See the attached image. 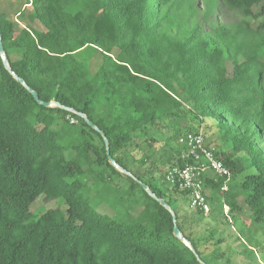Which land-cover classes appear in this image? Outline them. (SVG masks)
<instances>
[{"label": "trees", "instance_id": "trees-1", "mask_svg": "<svg viewBox=\"0 0 264 264\" xmlns=\"http://www.w3.org/2000/svg\"><path fill=\"white\" fill-rule=\"evenodd\" d=\"M201 2L0 0L13 72L41 101L85 115L133 176L82 117L39 105L0 58V264H233L221 239L208 247L218 231L207 219L232 224L245 264L264 256V0ZM204 127L231 176L208 174L211 211L188 216V193L165 175L192 163L179 139ZM42 196L65 209L37 216Z\"/></svg>", "mask_w": 264, "mask_h": 264}, {"label": "built area", "instance_id": "built-area-1", "mask_svg": "<svg viewBox=\"0 0 264 264\" xmlns=\"http://www.w3.org/2000/svg\"><path fill=\"white\" fill-rule=\"evenodd\" d=\"M179 144L186 148L182 159L191 160L192 163L183 168L175 167L168 170L165 175L166 182L186 191L190 209L200 211L207 216L211 207L205 189V177L212 173L215 177L228 180L231 176L230 171L216 157L214 150L208 147L203 128L181 137ZM222 190L226 191V186ZM224 208L227 209V206Z\"/></svg>", "mask_w": 264, "mask_h": 264}, {"label": "rangeland", "instance_id": "rangeland-1", "mask_svg": "<svg viewBox=\"0 0 264 264\" xmlns=\"http://www.w3.org/2000/svg\"><path fill=\"white\" fill-rule=\"evenodd\" d=\"M200 2H201V0H200ZM200 6L203 7L202 2L200 4ZM222 20L224 22H232V21L236 20V16L232 13H229V12L223 13ZM190 124L192 126L197 125L192 120H190ZM203 130H204V132H206V135H207V130L205 127L203 128ZM158 138H161V136L159 135ZM215 138L213 137L212 140H215ZM207 144H208V140H207ZM139 156L140 155L136 156V159ZM55 209L64 210L65 206L63 203L56 201V200H49L48 201L45 199L44 196L40 197L35 202V204L32 206V212L34 214H36L37 216L43 214L45 211L55 210ZM224 210H225L224 214L227 215L229 212V208L228 207H227V209L224 208ZM182 213L185 215H188V216H192L195 213V211L190 209V207L188 205V207L187 206L182 207ZM189 221H190V223L187 224V228H190L191 232L198 234V236H200V237H203V236L204 237H210L209 231L203 233V231L206 230L204 225H197V224L193 223L192 222L193 220L190 217H189ZM205 223L210 224L212 226V228H214V229L216 228L218 231V233L215 234L214 237H212V239H210V243H208L209 248L213 245V243H215V241L217 239H221L223 241V243L220 245L219 248L221 249V251L225 254V256L227 258H230L232 260L233 264H245L247 262L245 260V258L241 256V253H239V252H241V247H240L241 245L237 241V239L239 238V233L232 226V224L227 225L226 223H224L222 221L218 222V224H215L214 222H210L208 219L206 220ZM257 236L259 238V242L264 243V234L260 232V233H257ZM254 264H264V256L259 251H257V260Z\"/></svg>", "mask_w": 264, "mask_h": 264}, {"label": "water", "instance_id": "water-1", "mask_svg": "<svg viewBox=\"0 0 264 264\" xmlns=\"http://www.w3.org/2000/svg\"><path fill=\"white\" fill-rule=\"evenodd\" d=\"M0 58L2 60V63L5 67V69L12 74V76L15 78V80L17 82H19L21 85L24 86V88L29 92L31 93V95L33 96L34 100L41 106H44L46 108H50V107H59V108H62L64 110H67V111H70L72 113H76V111H74L73 109H70V108H66V107H63L61 106L59 103H56V102H50V103H46V102H43L40 100L38 94L32 90L31 88H29L27 86V84L25 83V81L18 77L12 70L10 64H9V61H8V58L6 56V53H5V50H4V47H3V42H2V37L0 35ZM78 114L80 117H82L85 122L92 128L94 129L96 132H98L102 137H103V140H104V143L106 145V153H107V156H108V159H109V163L110 165L115 168L116 170L120 171L121 173L123 174H126L130 177L133 178L132 174L128 173L126 170H124L123 168H121L117 162L112 158L111 156V153H110V145L108 143V140L106 138V136L104 135V133L96 126L94 125L85 115L83 114H80V113H76ZM142 185V188L144 189V191L151 197L153 198L154 200H156L165 210H167L168 212H170L172 214V217H173V221H174V229H173V233H174V236L180 240L181 242H183L187 247H189L191 250H193L191 244L185 239V237L183 236L182 232L180 231V229L178 228L177 226V218H176V215L173 213L172 209L170 208V206L162 199H159L158 197H156V195L150 190V188L148 186H146L145 184L141 183Z\"/></svg>", "mask_w": 264, "mask_h": 264}]
</instances>
